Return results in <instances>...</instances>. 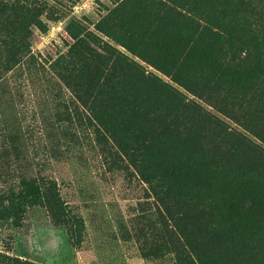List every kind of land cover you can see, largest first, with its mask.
I'll use <instances>...</instances> for the list:
<instances>
[{"label": "rangeland", "instance_id": "obj_1", "mask_svg": "<svg viewBox=\"0 0 264 264\" xmlns=\"http://www.w3.org/2000/svg\"><path fill=\"white\" fill-rule=\"evenodd\" d=\"M102 45L201 111L158 113ZM240 138L264 153V0H0V254L264 264V161Z\"/></svg>", "mask_w": 264, "mask_h": 264}, {"label": "trees", "instance_id": "obj_2", "mask_svg": "<svg viewBox=\"0 0 264 264\" xmlns=\"http://www.w3.org/2000/svg\"><path fill=\"white\" fill-rule=\"evenodd\" d=\"M248 5H249V3H247L244 6L242 12H244V10L248 7ZM236 9H238V8H236ZM251 11L256 12V13L259 12L257 8H252ZM224 25H225L224 23H220V24L217 23V30L220 32L221 28L224 27ZM235 25H236V22L233 24V26H235ZM233 26H231L230 28H228L226 30L227 32H229L228 33L229 35L234 30ZM224 30H225V27H224ZM213 36L215 38H217V46H220L219 42L226 43V39L223 38L221 36V34L217 33L216 35H213ZM83 44H85V42ZM99 50H101L102 52L105 51L108 54V59L110 61H113L112 57L114 56L116 61H120V63H122L125 66V68H127L128 71L138 73L137 74L138 78H141V79H144L147 81H153L155 86L158 88V90L156 89L157 90L156 93L158 94L157 95L158 96L157 103H156V108H157L156 111L158 113L162 112V113H164V116H165L168 112H171L172 109L176 107L177 116L174 120L177 121L179 119V115L181 114V108L183 106H185V108L190 109L191 111H201V109H199V107L191 104L186 98H183L182 93L179 90H175V88L173 86H171L170 84H168L166 82H163V80H161L160 78H158L156 76H151V75L145 76L143 72H139V69L137 68V66H135L133 63H131L125 57H123L121 55L114 54L116 52L113 49H111L109 46L102 45ZM256 61H257V64L259 65V67H261V65H262L261 62H259L257 59H256ZM5 62L7 64V61H5ZM256 67H257V65H256ZM251 77H252L251 80H253V82L251 84V86H252L254 84V81H256V79L258 78L257 71H254L251 74ZM252 88H254V87H252ZM129 103H130L129 100H125L120 105V109H123V111L118 112V114H120V117L123 118V121H127V120L132 118V115L128 111H126V109H125V107H128ZM165 107H166V110L164 111ZM156 118H158V116ZM163 122H164V120H163ZM239 140H240V142L242 141L246 146H248V148H250V151L256 153L257 157L260 160L264 161V153H261L262 151L259 153L257 151V148L253 147L252 145L251 146L248 145L249 142L245 141L242 138H240ZM258 164L260 165L259 162H258ZM248 175H249V172H248ZM263 175H264V173H263ZM25 196H26V194L23 192V190L17 191V192L14 190H11L10 195L7 197V199L13 205L15 203L21 204L26 200ZM0 264H32V263L18 259V258H13V257L5 255V254H0Z\"/></svg>", "mask_w": 264, "mask_h": 264}, {"label": "crops", "instance_id": "obj_3", "mask_svg": "<svg viewBox=\"0 0 264 264\" xmlns=\"http://www.w3.org/2000/svg\"><path fill=\"white\" fill-rule=\"evenodd\" d=\"M219 236H220V233L217 232V239L219 238ZM236 252H237V251H236L234 248H231V249L229 250V253H230L229 256L234 255ZM217 262H218V254H217Z\"/></svg>", "mask_w": 264, "mask_h": 264}]
</instances>
